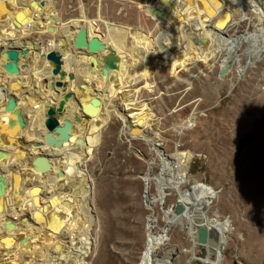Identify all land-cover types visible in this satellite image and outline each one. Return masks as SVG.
Here are the masks:
<instances>
[{
	"label": "rangeland",
	"instance_id": "374dc122",
	"mask_svg": "<svg viewBox=\"0 0 264 264\" xmlns=\"http://www.w3.org/2000/svg\"><path fill=\"white\" fill-rule=\"evenodd\" d=\"M23 1L24 9L32 12L30 0ZM39 1L51 8L43 7L41 12L48 26L61 36L71 33L70 42L81 27L77 21L68 20V16L62 17L65 9L61 8L67 0H34L33 5H38ZM82 2L87 14L91 13L87 27L82 26L86 29V37H97L115 53L118 61L135 62L140 58L145 65L143 73H137L132 83L124 82L127 96L114 103L111 100L112 103H108L104 97L103 109L108 110L102 120L105 125L93 135L88 158L80 163L89 184L88 194L81 195L83 204L79 208L81 225L87 233L82 264H137L145 245L146 231L155 227L159 232L167 223L169 207L178 204L176 194L166 189L161 206L155 181L144 179L160 174L159 153L149 148V141H158L167 158L182 157L177 161L168 160L173 173H176L177 163L183 164V158L191 154L188 174L179 177L183 180L181 189L187 192L202 188L208 192L210 203L204 212L206 219L211 221L210 230L221 228L224 221H229L222 250L218 248L216 256L210 252L208 263L264 264V189L260 187L264 185V164L258 160L257 177L254 176L248 186L242 184L251 155L264 144V55L261 50L258 54L254 51L262 43L258 40L252 45L248 40H240L246 31L251 33L256 28L258 20L254 10L245 8L251 23L236 24L241 13L238 1L224 0V8L230 12L233 23L222 34L226 51L219 55L211 51L207 58L194 62L189 55L166 50L162 40L165 36L177 37V31L150 17L149 5L142 0ZM137 4L142 6L137 8ZM155 4L153 0L150 5ZM14 10V0H0V16L14 15ZM11 27L12 37H19ZM68 27L73 31L69 32ZM33 32L28 31L23 36ZM225 35L227 37H223ZM51 37L50 41L61 38L55 34ZM70 51L86 53L75 48ZM224 55L229 56L230 66L226 75L219 78ZM256 55H261L260 59L248 65ZM77 68L79 72L76 73L81 76L82 66ZM29 72H32H27L30 76L35 73ZM122 108H125L124 116L143 117L134 129L128 120L118 115ZM30 115L31 111L29 120ZM144 117L148 118L146 122H143ZM139 125L144 132L139 130ZM128 130L137 131V135L130 136ZM146 137L150 140L146 141ZM249 137H252L251 143L237 152L239 139ZM76 145L80 146L78 141ZM145 186L147 193L144 195ZM36 195L43 197V193ZM191 231L196 238L193 226ZM166 236L167 247L173 254L172 264H202L189 261L192 254L195 257L200 254V247L193 246L186 227L170 226ZM39 258L42 259L41 254L34 255L31 260L39 261ZM51 262L56 264L58 259L53 258Z\"/></svg>",
	"mask_w": 264,
	"mask_h": 264
},
{
	"label": "bare ground",
	"instance_id": "6f19581e",
	"mask_svg": "<svg viewBox=\"0 0 264 264\" xmlns=\"http://www.w3.org/2000/svg\"><path fill=\"white\" fill-rule=\"evenodd\" d=\"M173 1L177 3L178 0ZM237 1L236 4L240 7L241 13L239 16L240 19L236 21V24L240 22L251 23L250 19L246 17V7L254 10L258 20L255 25L256 28H254L251 33H247L246 31L240 40H248L252 45L256 44V41L259 40L262 44L260 47H256L254 51H257L256 54H258V51L260 52L261 50L262 55H264V0ZM198 2L199 5L193 7L187 6V8L186 6L178 4V14H171L166 10L168 12L167 18L160 21L172 26L173 29L177 31V37L165 36L162 40L166 50H174V54L189 55L194 62L200 61L201 58H207L211 54V51L217 55L224 50L226 51V46L223 44L224 42L222 40V34L225 29L219 30L222 34H216L217 36L208 32L206 26L212 16L211 18L208 15V17L206 16L208 10H205V13L200 10L203 9V6L206 7V5H208L207 8L209 9L211 7L213 8L216 2L213 0H198ZM220 2L222 4L219 7L223 8L224 0H220ZM14 4V15L18 12L21 13V16L17 20L18 22L19 19L23 20L25 16H28V24L26 25L24 23L18 30H15L19 33V37L15 38V40L22 38L28 31L38 33L43 30L46 31L48 23H46L41 12L43 11V7L46 10H51L50 6L45 7L43 5L39 8V5L35 4L33 5L32 12H29L24 9L25 5L23 0H14ZM155 6L164 9L157 0ZM214 7L216 8V6ZM216 10L219 12L218 17L222 18L223 11H220L221 9L218 8H216ZM212 14L214 16L216 11ZM14 15L2 17L0 19L1 27L4 25V22L8 20L10 22L8 27L4 26L0 33L5 37L8 35L9 38L6 37L5 42L14 39L12 37V32L9 31ZM50 20L53 21L52 18ZM232 24L230 16L227 28ZM70 35L71 33L62 35L61 38L50 41L46 47V49L58 51L62 57L66 59L63 67L67 69V72H79L77 66H82L80 69L82 72L81 76H79V78L75 77V80L72 82H68V88L66 90H62L58 92V94H55L49 89L46 90V92H42L41 88L39 91L43 93L42 96H40L42 98L40 99L37 95V98L39 97L40 100L36 102L37 99L35 101L33 97L35 94L34 85L35 88L39 83L42 86L41 82L45 74L43 73V75H40L38 72L42 64L39 65V69L34 66L30 68V61L28 68L20 72V74L14 77L4 76L5 79L8 80V83L13 82V86L17 88L20 86L23 87L20 94L19 92H15V90L14 92L11 90L12 94L10 95L16 96L18 110L23 108L22 106H24V108L27 107V110L23 111H28L29 109L31 115L29 120L30 124L27 125V128L24 130L25 132L18 131L19 133L17 135H19V140L15 141L13 139L4 138L6 133L7 135L8 133L15 135L12 129L7 128L9 117H12L11 119L14 120V115L3 113V110H0V149L4 147V151L7 154L5 159H0V173L1 170H3L0 177H2L4 184V193L0 196V264H52L51 261L53 258L58 259L56 264H82V256L84 255L87 244V233L81 225L79 208L83 204L80 199L81 195L88 194L89 184L87 173L81 169L80 163L88 158L89 150L92 146L93 135L97 132L99 127H104L105 125L102 120H105L103 118L108 114V110L107 108L103 109L104 97L108 100V103H112L109 102L110 100L114 103L120 100L119 98L127 96L128 93L124 92L126 90H124V87H126L124 86V82H126V84L132 83L131 81L135 80V75H138L137 73L141 75L145 68L144 62L140 58H137L135 62L128 60L124 61L123 59L118 61L117 58H115V53L107 46L94 54L80 53L81 51H70L68 44L70 43L68 41V36ZM202 39H205L207 43L201 45L200 41ZM229 42H232V37L229 38ZM9 47H11V45H9ZM37 48H39V46L36 47V51H29V54L33 52L35 55H39V51L43 53L46 52L43 47H40L39 50ZM188 48L193 49L189 51ZM201 49H203V51H201ZM225 55L221 59L222 64L229 59V56ZM260 56L261 55H256V57L253 56V62L249 61L247 64L256 63L257 60L260 59ZM21 62V58H19V64ZM110 62L114 65V69L109 70L107 78L104 79L102 78L101 68L106 67ZM0 63H2V60ZM243 68L244 67H242V70ZM32 70L35 72L32 74L33 76L28 75L30 73L29 71ZM40 71L44 72L43 69ZM238 72H240L239 68ZM262 75L264 76V71ZM4 77L0 78V80ZM76 79H80L78 84H83V89H80L78 84H75V81L77 82ZM120 91H122L121 94H119ZM66 92H70L72 98L65 104L64 113L62 117L58 119L59 124H62L64 120L67 122L69 121L71 124L69 118L71 119L74 116H77L82 121L84 120V115L79 110L74 98L77 99L80 105L84 106L86 112L91 111L89 112L91 114L95 112V115L90 118L87 125H85L86 127L82 124L78 125L73 123L70 127L69 137L67 140L62 141L58 147H47L44 145V135L46 132L42 125L44 120V102L48 101L50 105L56 107L57 102ZM40 93L39 95H41ZM92 96H98L102 101L100 109L98 108L97 111H94V108L90 104L89 99ZM34 102L36 103L33 104ZM129 102L126 101V103L130 104ZM124 109H121V113H117L122 119L128 120V123L132 125L131 128L134 129L138 121L143 117L139 115L124 116V114H122ZM147 120L148 118L144 117L143 122ZM141 126L139 125L138 128L140 131H143ZM34 132L38 133V137L34 136ZM77 132L81 133V137H78ZM131 132L133 134L130 136L135 137L137 135V131L131 130ZM54 136L56 137L57 134L55 133ZM145 139L146 141L150 140L147 137ZM77 141L80 146L76 145ZM1 142H4L5 145L1 144ZM6 143L9 145H6ZM14 143L16 144L13 145ZM33 143H39L41 145L40 148H33ZM148 144L149 148L155 149L159 153L160 174L151 177L145 176L144 179L148 182L152 179L155 181L159 198H161V206L164 200L162 196H165L166 189H169L176 194L178 197V204L182 205L185 211L180 216H176L173 212L174 210L167 211V223L159 232L155 231V227H150L146 231L144 239L145 245L140 253L137 264H172L171 259L173 258V254L167 247V229L170 226L178 225L180 228L186 227L187 232L192 233L191 229L194 221H192L191 214L195 213V211L204 210L210 203V195L208 192L202 191V188L189 189L187 192L181 189L183 180L179 177L188 174L189 162L192 158L191 154H187L186 157L183 158V164L181 162L177 163L176 173H173L169 169L168 160L175 159V161H177L182 157L173 155L167 158L163 152H160L161 149H157L154 146V142L149 141ZM81 146H86L88 149L83 150ZM260 146L259 150L252 154L248 161V169L246 173H244V178H242V184L244 186H248V182H252L254 176L257 175V166L260 165L258 160L260 163L264 164V149H262L264 144L261 143ZM38 157H43L46 160L48 166L46 171L39 172L33 165L32 162ZM4 167L5 169H3ZM177 177L178 179H176ZM35 186H37L38 192H30ZM260 187L264 189V185ZM40 189H43V192H41ZM39 193H43V197L36 195ZM3 201L5 203H3ZM4 205L6 206L5 212L2 210ZM151 215L155 217L156 213L152 211ZM7 220L10 221L11 224L8 228L5 226ZM210 224L211 221L207 220L206 227L209 230L208 232L209 234L213 233L216 237V242L219 243V236L220 241H222L223 234H226L229 230V221H224L221 228L214 230L209 229L208 226ZM217 249L218 248L212 252L215 256L218 253ZM40 254L42 259L39 258V261H37V259L36 261H34L35 259L33 261L31 260L34 255L40 256Z\"/></svg>",
	"mask_w": 264,
	"mask_h": 264
},
{
	"label": "water",
	"instance_id": "95a60500",
	"mask_svg": "<svg viewBox=\"0 0 264 264\" xmlns=\"http://www.w3.org/2000/svg\"><path fill=\"white\" fill-rule=\"evenodd\" d=\"M142 1L146 5H149V7H147V13L150 14V17H152L153 19H156L158 22L163 21L167 18L168 12L166 10H168L171 14H178L179 13L178 4H180L181 6H188V7L199 5L198 0H178L177 3H175L173 0H157V2L164 8V9H160V8H157L155 5L153 6L150 5L153 0H142ZM213 1L216 2L214 6H216V8L218 9H221L220 11H223L222 18L218 17L219 12L218 10H216L214 6L213 8L211 7L210 9L207 8L208 5H206V7L203 6V12L205 13V10H208V13H206V16L208 15L210 18L212 16L211 19L208 18L209 22H208V25L206 26V30L208 32H211L214 36H217L216 34H220V33L222 34V32H219V30L221 29L224 30L229 25L230 12L226 11L224 7L223 8L219 7L222 4L220 0H213ZM33 3H34V0H30L29 4L31 7L33 6ZM38 5H39V8H41L44 4L42 1H39ZM136 6L137 8H140L142 4H137ZM214 11H216V14L213 16L212 13H214ZM20 16H21V13L19 12L16 13V15H14L13 20L11 21L13 31L18 30L24 23L26 25L28 24L27 23L28 16L27 17L25 16L23 20L19 19V22H18L17 20ZM1 18L2 16H0V19ZM82 26L83 25H80L81 28L79 29L78 32L75 33V37L72 38V40L70 39V42L72 43L73 48L78 49V50H84L88 54H94L98 51L103 50L105 48L104 44H102L100 40L95 36L87 38L86 29ZM67 30L69 32L73 31L71 27H68ZM46 31L48 33H52L53 28L48 26L46 28ZM223 37H227V36L225 35ZM36 42L38 43V46H41L42 44L45 45V50H46L45 53L41 51L38 52L39 54L38 60L42 61V65H45L48 71V74L46 75V77L43 78L44 80L41 86L42 89L45 91L49 89L55 94H58L59 90H66L68 88V82L74 81L75 76L71 72H65L63 70L64 61H66V59L63 58L62 55L58 51L53 50V49H46V45L49 43V40L43 39V38H42V41L38 40L37 38L34 41V43L21 42L22 49L9 47L10 43H12L11 40L6 41L5 45H2V43L0 42V61L2 60V63H0V72H1L0 78L4 77L5 75H7L8 77H14L20 74V72L26 70L29 66V59L27 58V55L29 54V51L31 50L36 51V47H35ZM206 43L207 41L204 39L201 41L200 44L204 45ZM19 58H21V61H22L20 64H19ZM229 66H230V60L228 59L227 62H225L222 66H220V70L218 73L219 78H223V76L226 75V73L229 70ZM112 69H114V65L111 62L108 63L106 67L104 68L102 67L101 68L102 78L106 79L108 76L109 70H112ZM8 85L13 92L15 90V92L17 93L19 92V94L21 93L23 89L22 86H20L19 88L13 86V82H9ZM78 87L80 89H83L84 85L78 84ZM71 98H72V94L70 92H66L62 96V98L57 102L56 107H53L52 105H50L48 101L44 102V109H43L44 120H43L42 125L46 132L44 135V145L45 146L58 147L62 141L67 140V138L69 137L70 127L73 123H76L78 125L82 124L83 126H85L87 125L90 118L93 115H95L94 114L95 112L92 114L89 113L91 111L86 112L85 111L86 109H84V106L80 105L77 99L74 98L78 105L79 110L84 115L83 117L84 120L82 121L77 116H74L71 119L69 118V120H71V124L69 121L67 122L66 120H64L62 124H59L58 119L62 117L64 113V106L68 102V100ZM89 101H90L91 106L94 108V111L95 110L97 111L98 108L100 109V106H101L100 104H102V101L100 98H98V96H92L89 99ZM0 105H1V108H3V113H10L14 115V120L11 119L12 117H9L8 122H7V128L12 129L16 137V135L20 131H23L24 129L27 128V124L24 121V117H23L21 110L17 109L16 96L10 95L7 97L4 89H2L1 86H0ZM34 133H35L34 136L38 137L37 136L38 133L37 132H34ZM55 133L57 134L56 137L54 136ZM127 133L129 135L133 134L131 130H128ZM77 135L78 137H81L80 132H77ZM251 141H252V137L239 139V141L237 142L236 151L240 152L243 148L247 147L251 143ZM1 144L5 145L4 142H1ZM7 144L8 143H6V145ZM15 144L16 143H14L13 145ZM33 144L34 145L32 147L35 149L40 148L41 146L39 143H33ZM154 146L157 149H160L159 148L160 143L158 141H154ZM160 152L162 151L160 150ZM6 155L7 154L5 152L0 151V159H5L7 157ZM32 163L35 166L36 170L39 172L46 171V169L48 168L46 164V160L43 157H38ZM3 185L4 184H3L2 177H0V196H2L4 193ZM30 192L37 193L38 192L37 186L33 187L30 190ZM146 193H147V187L145 186L144 195ZM162 198L164 199L165 196H162ZM147 204H148V201L144 199V205H147ZM172 209L174 210L173 212L176 216L182 215L185 211L184 207L180 204H177V202L174 208L172 206L169 207V210H172ZM2 210L4 212L6 211L5 205L2 207ZM191 218H192V221H194L193 227L196 229V238H194L192 233H188V234L193 242V246L200 247V254L197 257H195L192 254L189 261H196L202 264H209L208 261L206 260L208 259V254L210 252L212 253L214 250H216V248H220V250H222V247L224 245L225 234H223L222 241H220L219 243L216 242L215 236L210 235L208 232L209 230L206 227L207 220H206V215L203 209L197 212L195 211V213L191 214ZM5 226L7 228L11 226L10 221L7 220L5 222Z\"/></svg>",
	"mask_w": 264,
	"mask_h": 264
},
{
	"label": "crops",
	"instance_id": "0c3cea01",
	"mask_svg": "<svg viewBox=\"0 0 264 264\" xmlns=\"http://www.w3.org/2000/svg\"><path fill=\"white\" fill-rule=\"evenodd\" d=\"M81 6H83L84 8H81ZM66 8H67V10H66ZM62 9H65V11H63V12H61V10ZM61 10L59 9V11L61 12V14L62 15H64V16H62V17H66V16H68L69 17V19L68 20H75V21H77L78 23V25H83V24H85V26L87 27V21H90V18H91V13H88L87 14V12H86V10H87V8H86V5L82 2V0H67V2L65 3V6H64V8H61ZM89 10V9H88ZM9 19V18H8ZM68 20H65V22H67ZM155 20V19H154ZM156 22H158L157 20H155ZM64 22V21H63ZM85 22V23H84ZM10 22H9V20L8 21H6V22H4V25L1 27L0 26V33L2 32L1 30H2V28L5 26V27H8V24H9ZM158 23H160V22H158ZM11 28H13V27H11ZM12 31H13V29H12ZM14 32H15V30H14ZM56 32H58L57 30H53V33H48V32H33V33H30V34H28V35H26V36H23V38H19V39H17V40H15V38L14 39H12V42H13V44L11 43L10 45H11V47H13V48H21V42H27V43H34V41L36 40V38H38V40H41L42 41V38L43 39H45V38H47V40H49V39H52L53 37H51V36H53L54 34L55 35H58L59 37H61V34L59 33V34H57ZM46 33V34H45ZM15 35H17L18 36V33L16 32L15 33ZM7 38H9L8 37V35L6 36ZM6 37L5 36H3V35H1L0 34V42L3 44V45H5L6 44V42H5V40H6ZM31 37V38H30ZM32 37H35L34 39H32ZM87 38H90L89 36L87 37ZM53 40H55V39H53ZM50 41V40H49ZM17 44V45H16ZM69 44V47L70 48H72L73 49V46H72V43L70 42V43H68ZM35 47H38V43L36 42L35 43ZM40 47H45V45H41V46H39V48H37L38 50L40 49ZM46 47H47V45H46ZM22 49V48H21ZM45 52V51H44ZM86 52V51H85ZM85 54H88V53H85ZM27 58L29 59V61H30V68L31 67H38V69H39V65L40 64H42V61L41 60H38V55H35V53H33V52H31L30 54H28L27 55ZM39 62V61H41V62H39V64H38V62L35 60V59ZM33 59H34V61H33ZM32 60V61H31ZM33 63V65H32V63ZM36 62V63H35ZM41 66V69H39V73H40V75H43V73L45 74V76L43 75V78H45L46 77V75L48 74V71H47V69H46V66H42V65H40ZM44 70V72L43 71H40V70ZM46 70V71H45ZM63 70L65 71V72H67L66 70V68H63ZM47 72V73H46ZM69 72V71H68ZM74 73V76L76 77V78H79V75L77 74V73H75V72H73ZM72 73V74H73ZM0 74H1V72H0ZM33 76V75H32ZM81 79V78H80ZM80 79H76L77 80V82L75 81V84H78L79 82H80ZM5 80V81H4ZM44 80V79H43ZM43 82V81H42ZM41 82V83H42ZM4 85H3V84ZM0 86H1V88L2 89H4V91H5V94H6V96L8 97V96H10V94H12V92H11V89H10V87H9V85H8V80H6L5 79V77L2 79V80H0ZM39 86V87H38ZM38 86H36V88H35V85H34V95H33V97H34V99H35V101H36V99H37V101L36 102H39V100L42 98V97H40V96H42V92H46L45 90H43V89H41L42 87H41V84L39 83V85ZM38 87V88H37ZM41 89V91H39ZM38 91H39V93L41 94V95H39V93H38ZM8 92H9V94H8ZM37 95L40 97V99H39V97L37 98ZM36 96V97H35ZM46 101V100H45ZM54 105V104H53ZM56 105V104H55ZM23 108H21L22 109V114H23V117H24V121H26L25 123L27 124V125H29L30 124V121H29V119H28V115H29V109H28V111H23V110H27L26 108H24V106H22ZM20 109V110H21ZM0 110H3L2 108H1V105H0ZM1 112V111H0ZM25 130V129H24ZM23 130V131H24ZM25 132V131H24ZM23 132V133H24ZM22 133V134H23ZM15 134V133H14ZM4 138H6V139H13V140H15V141H17V140H19V135H16V137H15V135H13V134H10V133H8V135H7V133L5 134V136H4ZM18 138V139H17ZM29 139V138H28ZM31 142V141H30ZM25 148V147H24ZM27 149V148H26ZM0 151H3V152H5L4 151V147H3V149L1 148L0 149ZM2 169V168H1ZM3 169H5V167L3 168ZM2 172H3V170H1V173H0V175H2ZM3 203H5L4 201H3Z\"/></svg>",
	"mask_w": 264,
	"mask_h": 264
}]
</instances>
